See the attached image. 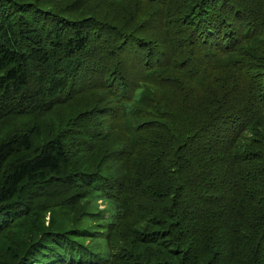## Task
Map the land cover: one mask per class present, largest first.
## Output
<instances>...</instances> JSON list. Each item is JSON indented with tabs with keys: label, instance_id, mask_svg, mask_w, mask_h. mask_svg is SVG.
I'll return each mask as SVG.
<instances>
[{
	"label": "trees",
	"instance_id": "obj_1",
	"mask_svg": "<svg viewBox=\"0 0 264 264\" xmlns=\"http://www.w3.org/2000/svg\"><path fill=\"white\" fill-rule=\"evenodd\" d=\"M98 1L0 0V264H264V0H108L91 16ZM212 3L221 29L224 11L247 26L228 49L196 25ZM129 46L148 67L132 77ZM105 108L115 123L92 135ZM219 111L250 120L233 152L189 151Z\"/></svg>",
	"mask_w": 264,
	"mask_h": 264
},
{
	"label": "rangeland",
	"instance_id": "obj_2",
	"mask_svg": "<svg viewBox=\"0 0 264 264\" xmlns=\"http://www.w3.org/2000/svg\"><path fill=\"white\" fill-rule=\"evenodd\" d=\"M104 2L106 3V5L108 4V0H99L95 4L91 3L90 5H88L87 11L91 12L90 14L91 16H95V14H97V9H100L104 6L105 4ZM215 5L218 6L219 4L212 3L211 5H209L208 7L209 9L205 17L203 18L199 17L196 25L203 33V37L206 40L210 41L211 43L217 44V45H221L225 43L224 48L228 49L231 45H233L234 40H238L244 35V33L247 30V26L244 25V23L235 24L234 15L231 14L229 11H224L223 18L225 21V28L221 29L220 27H218L220 20L217 18L219 9L215 8L214 7ZM109 15L113 21H115L117 24L121 26V22L117 18L116 11L114 9L109 11ZM158 28H159V18L158 17H154L146 23V31H154ZM145 40L148 41V38H146ZM157 41H159V39ZM106 49H108L107 46H106ZM132 50L133 49L129 46L127 47L126 51L125 49L121 51V52L124 51L125 53L124 61H126V64L124 67H126V72H128L129 77L134 76V74L140 71H146L148 69V67H144L138 70V69H135L131 65V62L135 63L136 65H140L145 60L144 56L133 57L132 54H130V51ZM175 53L177 54L179 53V51H176ZM96 70L100 73L101 76L99 75V76L92 77L90 84L84 88V94L89 95L91 97L95 96V92L93 91V89H91L93 87V83L106 84L105 77L102 78V75L109 74L107 69L104 67L102 70H100L96 66ZM118 86L123 87L122 84H119ZM110 87H111L110 89H111L112 94L116 95L117 97H120V90H117L116 88L117 86L113 85ZM93 107L99 108L95 104H93ZM79 108H82V104L79 105ZM73 111H76V109ZM109 114L110 112L106 108L103 110H99L96 113L92 121L89 123V127H91L94 131L97 132V133H93L92 135L101 134V133L102 135H109L110 132L108 130V127L112 126V124L115 123L109 117ZM205 119L208 120V124L206 126L208 137L201 138V140L198 141L193 147H191L189 151L197 149V148H204L205 150H208L210 147L212 148L213 145H217L216 147L217 155H223L225 150H227L228 153H232L233 149H228L226 147L227 144L231 145L230 137L232 136V133L236 130V128L238 127L241 128L243 127V125H247L250 121L246 116L237 114L234 111H230V112L219 111L216 113H211L210 116L206 117ZM261 119L262 117L258 116L257 119L253 120V123L257 125L258 129H261L264 126L260 122ZM161 123L163 125L162 124H152V126L153 128L161 132L167 133L169 135L172 134V132L174 133V131H176L175 128H171L168 124L162 122V119H161ZM187 139H190V137L185 132L178 139L174 140L171 145L173 146V148H178L180 142L185 141ZM173 155L174 153H171V156ZM231 159L234 160V158H231ZM208 160H209L208 156H205L203 158V161L205 164H208L207 162ZM215 164H217L215 169L216 170L219 169L221 162L217 160ZM194 168L197 170V172H199V169L197 167H194ZM169 173L171 174V178H172V174L174 173V170L171 168L169 170ZM232 181L236 182L235 179H232ZM221 187H222L221 190H224L225 188L228 187V185L226 184V182H222ZM162 197L164 196H160L159 198H162ZM172 200L175 201L176 198L172 197ZM243 201H244L243 197L233 198L231 196H228V198H226L222 206H230L232 204H235V203L238 204ZM166 205L167 204H161V208L165 209ZM99 206L101 210H103L105 207L104 204H99Z\"/></svg>",
	"mask_w": 264,
	"mask_h": 264
}]
</instances>
